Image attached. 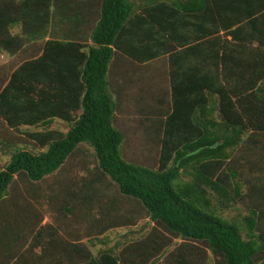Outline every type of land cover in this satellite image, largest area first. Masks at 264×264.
Instances as JSON below:
<instances>
[{
  "label": "trees",
  "instance_id": "1",
  "mask_svg": "<svg viewBox=\"0 0 264 264\" xmlns=\"http://www.w3.org/2000/svg\"><path fill=\"white\" fill-rule=\"evenodd\" d=\"M180 30L191 35L179 37ZM243 31L264 47V0H0V121L10 130L0 132V155L13 148L0 168V203L22 202L8 191L15 174L40 181L87 144L101 172L120 194L139 202L153 226L117 255L104 252L97 259L88 253L85 264H128L136 251L142 264H264V225H256L264 212L257 213L249 191L241 192L246 173L232 158L244 118L255 109L242 104V95H230L217 74L219 88L209 86L204 68H181L184 57L188 65L200 52V64L208 45L222 48L224 36L241 39ZM115 51L139 64L168 56L172 110L157 133L156 169L123 158L124 133L114 124L106 79ZM195 88L218 97L224 124L214 132L196 119L206 103ZM55 121L68 129L53 128ZM20 139L40 152L17 147ZM239 201L246 204L239 220L216 214ZM53 230L50 223L36 226L31 249L42 250L26 264L34 258L50 264ZM56 247L64 253V246Z\"/></svg>",
  "mask_w": 264,
  "mask_h": 264
},
{
  "label": "crops",
  "instance_id": "2",
  "mask_svg": "<svg viewBox=\"0 0 264 264\" xmlns=\"http://www.w3.org/2000/svg\"><path fill=\"white\" fill-rule=\"evenodd\" d=\"M177 1L184 4L188 0ZM180 31L181 33H177L179 37L191 35L183 30ZM220 34L224 35V32L221 31ZM237 34L241 39H231V35L224 36V39L230 42L225 41L222 48L216 45H208L201 52H204L205 55L201 57L200 64L196 62L200 57V52L191 55L192 59L188 65V62L185 61L186 57H184L185 60L182 61L181 68L182 70L185 68L190 70L191 68H204L209 86L219 88L220 85H214L217 74L221 84L228 88L229 94L230 92L237 93L235 94L237 97L242 95L241 98L239 97V99H242V104L247 108L255 109V113L248 116L250 117L249 120L244 118L246 122H244L242 128L241 139L236 145L232 158L238 160L241 165L240 170L245 171L246 177L244 180H249L250 183L247 186L245 185L244 192L249 191L250 195L252 194L255 201V209L257 213H260L264 212V166H259L255 173L256 180H252L250 167L248 170L247 166L245 167L244 165H249L250 162L264 165V105L261 104V101H264V47H260L256 40L249 42L250 33L243 31ZM218 51L219 53H217ZM167 57L166 55L154 61L139 64L122 53L115 51L106 72L108 90L111 95L115 100H124L123 95L128 92V88L132 84L130 85L129 80L124 76L120 74L117 76V70L119 71L125 65L137 69L132 71L139 73L143 71L138 69H144L146 64L149 69L151 67L149 71L154 72L156 77V87L153 95L158 108L151 119L154 126L151 125L150 129L155 132H162V123L166 115L172 110L170 84L167 76ZM110 68L116 71L111 79H109ZM191 76L193 78L194 74ZM250 84L251 86L249 87ZM139 88L140 86L137 84L134 89L136 96L139 93ZM184 89L188 90L185 86ZM194 93H196V98H200L201 102L205 101L206 103L205 106L200 107V111L196 114V119L200 123L202 122L208 131H216L217 125L222 126L224 124L219 111L220 102L217 95L209 90L199 92L196 88ZM233 95L231 96L232 99L234 98ZM229 128L232 129L231 126ZM247 173H249V176ZM20 203V201H16L13 205L0 203V264H26L25 258H29L32 253L40 255L42 250L40 245L31 249L32 236L36 226L46 223H50L52 228L57 231V235L63 237V239L59 236L57 237L54 234V230L52 231V236L50 237L52 239L49 241L51 245L48 250L50 264L54 261L55 264H59L60 261L63 264H69V261L76 260L73 249L76 251L75 249L78 247L80 254L76 262L78 261L79 264H85L89 258L88 253H91L97 259L101 258L104 252L117 255L127 244L140 239V235H146L153 226V223L149 222L148 218L144 221L141 215L136 214L137 211L134 206L124 210L120 207L121 210L119 212L122 214L119 219L109 215V212L111 214L112 211L107 206L104 209L102 207L98 211L99 213L91 218L90 221L87 220V217L80 221V215H84L85 212L82 211L83 207L76 203L66 206L64 213L51 210L52 216H44L42 219L38 218L37 213L41 211V208L37 205L33 209V206L20 205ZM245 205H243L244 208ZM39 220L40 225H36ZM256 223L258 226L264 225V217L256 219ZM45 238L46 241L49 239ZM64 240L68 242V245L65 244ZM178 241L182 242L181 240ZM61 244L64 246V253H56V246L63 247ZM32 260L31 264H41L40 259L34 258ZM143 260L136 251L135 255L128 257V264H142ZM156 264L164 263L159 260Z\"/></svg>",
  "mask_w": 264,
  "mask_h": 264
},
{
  "label": "rangeland",
  "instance_id": "3",
  "mask_svg": "<svg viewBox=\"0 0 264 264\" xmlns=\"http://www.w3.org/2000/svg\"><path fill=\"white\" fill-rule=\"evenodd\" d=\"M126 60L129 61L128 59ZM150 69L147 64L144 69H138L139 71H143L139 73L132 71L137 69H133L131 66L124 65L119 71L117 70V72L115 69L113 70L110 68L109 79H111L116 72L117 76L118 74L124 76L129 80L130 85L132 84L131 87L128 88V92L123 95L124 100H115V98L111 96V98L115 100L114 105L116 108L114 113V124L124 133V140L121 145L123 158L127 162L137 163L148 168L156 169L160 153L159 138L161 134L157 136L158 131H156L155 135V131L150 129L151 125L154 126L151 119L156 114L158 108L153 95L156 87V77L154 72L149 71ZM137 84H139L140 88L136 96L134 89ZM0 128V132L6 135L10 131L1 124V121ZM53 128L65 132L68 126L64 122L55 121ZM26 141H22L21 139L17 140V147L32 153L40 152V150L28 145ZM12 151L13 148L11 151L9 150L6 157L0 155V168L8 162L9 155ZM249 167L252 173V180H256L255 173L258 164L256 162H250ZM247 175L249 176V173H247ZM249 183V180H247L246 183L241 184V192H244L245 185L247 186ZM8 191L10 193L14 192V194L17 195V199L22 201L20 205L33 206V209L36 207V201L38 204L42 205L41 211L37 213L40 219L44 216H52L50 211L53 210L54 207L64 213L65 207L73 205L74 203L83 207L82 211L85 212L84 215H80V221L86 217L87 220L90 221L91 218L99 213L98 211H100L102 207L104 209L107 206L112 211L111 214L109 212V215L111 217H117L118 219L122 214L119 212L121 208L124 210L125 208L133 206L136 211L138 210L137 213L141 215L142 220L146 221L148 217L145 209L139 202L133 198L120 194L109 177L101 172L100 168H98L94 151L87 144L79 145L59 170L40 181L31 182L23 179L21 175L15 174L8 187ZM35 195L36 199H34ZM29 198H31V200ZM244 204V202L239 201L236 205H230L225 209H219V212H216V214L223 219L234 218L239 220L246 212L243 207ZM178 242L179 241H177V243Z\"/></svg>",
  "mask_w": 264,
  "mask_h": 264
}]
</instances>
